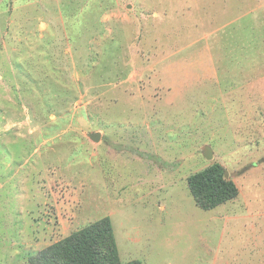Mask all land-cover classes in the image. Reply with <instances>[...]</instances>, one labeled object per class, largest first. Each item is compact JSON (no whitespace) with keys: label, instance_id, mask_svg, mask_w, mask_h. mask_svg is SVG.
Segmentation results:
<instances>
[{"label":"rangeland","instance_id":"obj_1","mask_svg":"<svg viewBox=\"0 0 264 264\" xmlns=\"http://www.w3.org/2000/svg\"><path fill=\"white\" fill-rule=\"evenodd\" d=\"M105 218L121 264H264V0H0V264Z\"/></svg>","mask_w":264,"mask_h":264},{"label":"trees","instance_id":"obj_2","mask_svg":"<svg viewBox=\"0 0 264 264\" xmlns=\"http://www.w3.org/2000/svg\"><path fill=\"white\" fill-rule=\"evenodd\" d=\"M220 164L191 176L188 185L196 205L209 211L239 196L238 186L225 177ZM111 220L105 218L44 249L32 264H121ZM130 264H141L133 261Z\"/></svg>","mask_w":264,"mask_h":264},{"label":"water","instance_id":"obj_3","mask_svg":"<svg viewBox=\"0 0 264 264\" xmlns=\"http://www.w3.org/2000/svg\"><path fill=\"white\" fill-rule=\"evenodd\" d=\"M91 138L93 139V141L98 142V141H100L101 135L100 134H94L91 136ZM203 156L207 160L211 161L214 158V153H213L212 149L207 146V147H204V149H203ZM225 177H226V179H228V177H229L228 172H225Z\"/></svg>","mask_w":264,"mask_h":264}]
</instances>
